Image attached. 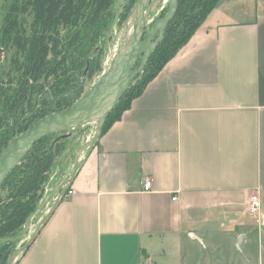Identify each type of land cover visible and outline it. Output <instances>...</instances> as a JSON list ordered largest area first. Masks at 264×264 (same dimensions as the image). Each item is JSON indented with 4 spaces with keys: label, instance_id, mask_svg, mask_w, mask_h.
Returning <instances> with one entry per match:
<instances>
[{
    "label": "crops",
    "instance_id": "0c3cea01",
    "mask_svg": "<svg viewBox=\"0 0 264 264\" xmlns=\"http://www.w3.org/2000/svg\"><path fill=\"white\" fill-rule=\"evenodd\" d=\"M81 160L15 264H264V0H219Z\"/></svg>",
    "mask_w": 264,
    "mask_h": 264
},
{
    "label": "trees",
    "instance_id": "16d2710c",
    "mask_svg": "<svg viewBox=\"0 0 264 264\" xmlns=\"http://www.w3.org/2000/svg\"><path fill=\"white\" fill-rule=\"evenodd\" d=\"M218 1L178 0L175 15L165 28L161 43L150 54L142 79L127 91L108 115L102 127V134L120 119L123 112L129 109L132 100L142 93L164 65L189 41L208 14L216 7ZM110 4L111 0L4 1L1 7L0 50L2 55L6 54V57L5 69L0 72V85H5L6 89L0 86V120L3 115L10 116L12 111L21 112L30 105V102H33L32 89L35 87L33 83L39 84L43 77L53 76L56 82L53 85L56 87L54 91L58 88V92L65 91L66 75L70 69L73 72V67L75 72H78L83 66L81 82L67 94L60 96L57 101L63 103L60 108L41 115L38 120L69 109L82 96L83 84L94 74L99 63L96 60L97 53L102 50L93 47V50L83 59L82 56L86 52L85 42L94 37L96 26L102 18H106ZM87 8H89L88 12H86ZM127 12L124 13L123 19ZM85 24L87 27H81ZM68 55L70 58L66 59ZM70 97H72L71 100ZM20 114L23 115V113ZM37 121L23 124L20 130L17 127L18 134L26 131ZM12 125H15L14 120ZM44 138L38 140L20 161L22 162L28 155L35 152L26 180L19 181L15 191L7 193L5 199L0 198V264L7 262L14 238L35 212L41 199L39 187L44 167L39 164L46 159L47 154L42 152V150L45 151L42 146L37 148V144ZM56 145L54 143L47 151L50 153ZM17 166L10 172L15 171ZM6 200L11 204L4 203ZM7 206L8 213L3 216V208Z\"/></svg>",
    "mask_w": 264,
    "mask_h": 264
},
{
    "label": "rangeland",
    "instance_id": "374dc122",
    "mask_svg": "<svg viewBox=\"0 0 264 264\" xmlns=\"http://www.w3.org/2000/svg\"><path fill=\"white\" fill-rule=\"evenodd\" d=\"M4 1L5 0L2 1L1 7L4 4ZM137 1L138 0H111V4L106 12V18H102L101 21L98 20L99 22L96 26L94 37L92 39H87V42H85L86 52L82 56L83 59L93 50V47H96L98 49L101 48L102 50L97 53L96 60L99 63L94 74L91 77L87 78L83 84V88L81 89L82 95L108 69L116 54L121 53V50H123L126 46L127 41L132 33L134 16L133 8ZM151 1L153 0H150V2ZM88 11L89 8L86 9V12ZM166 11V1L160 2L153 6V9L148 16V24L146 26L144 36L148 32L149 25L152 24L155 20L159 19L161 16L165 15ZM125 12H127V15L123 19ZM121 19L123 20L120 23ZM81 27L85 28L87 27V25L85 24ZM5 57L6 54H3L0 58V72L1 70L5 69ZM69 58L70 56L68 55L66 59ZM140 61L141 57H139L137 60V67L140 64ZM145 67L142 73L132 81V83L130 84V88H132V86H134L142 79ZM82 68L83 66H81L78 72H75L74 67L73 72H71V69L68 71V75H66L67 87L63 92H58L59 88L57 89V91H54L56 87L53 85L56 84V82L54 81L53 76L43 77L42 79H40L39 84L33 83V85L35 86L32 89L33 102H30V105L25 107L21 112L12 111L10 116L3 115L2 119L0 120V153L15 137L19 135L18 128L20 130L23 124H26L27 122L33 123V121H37L41 115L51 113L52 111L60 108L63 105L61 101H59V103L57 102L58 99H60L61 95L67 94L69 91H71V89L77 83L81 82ZM0 86L3 89H6L5 85ZM71 99L72 97H70V100ZM20 113H23V115H21ZM13 120L15 125H12ZM95 130L96 123L92 122L84 127H78L74 130L52 134L51 136L44 138L37 144V148L42 146L45 150H42V152H45L44 154H47L46 159L39 164V166L44 167V173L43 177L41 178L42 180H40L41 184L39 187L41 199L37 204L35 212L29 217L30 220L28 221L26 233L23 234V227V229L17 234L18 239H15L14 243L11 245L10 249L12 250L8 255V259L5 264L8 263L9 257L14 253V251L18 248H21L29 240L36 227L39 226L41 221L44 219V216L48 213L52 205L55 203L56 199L58 198L57 194H59V192L65 188L69 180V174L76 158L81 160L85 156L88 150L86 144L92 140ZM54 143L57 145L55 146V149H53L49 153V151L47 150ZM34 154L35 152L28 155L22 162L18 164L15 171L8 174L0 187V198L5 199L7 193L10 194V192L12 193L15 191V186L19 181L26 180V175L30 171V166L34 161ZM4 203L11 204L7 200L4 201ZM8 210V206L7 208H3L2 215L5 216L8 213ZM234 254H240L235 246ZM166 259V262L168 261V264H179L175 261V258L173 259V256H169ZM148 264L156 263L152 262ZM183 264L192 263L184 261ZM198 264H207V261L202 260Z\"/></svg>",
    "mask_w": 264,
    "mask_h": 264
},
{
    "label": "water",
    "instance_id": "95a60500",
    "mask_svg": "<svg viewBox=\"0 0 264 264\" xmlns=\"http://www.w3.org/2000/svg\"><path fill=\"white\" fill-rule=\"evenodd\" d=\"M166 1L167 11L165 15L149 25L148 32L145 34L148 24V16L153 6ZM178 0H138L134 5V16L132 33L126 46L121 53L116 54L108 69L99 79L90 86L83 95L67 110L56 112L38 120L26 131L15 137L0 153V186L4 182L7 174L13 170L22 158L30 151L33 145L40 139L56 134L84 127L92 122L96 123V130L93 138L86 144L87 154L94 148L101 137L102 127L113 111L117 103L130 88L132 81L142 73L146 66L150 54L161 43L165 28L173 19ZM143 39L142 42H140ZM119 51V50H118ZM2 50H0V58ZM141 57L139 66L133 70L138 58ZM82 164V160L76 158L69 174V180L48 211L46 217L39 224L34 234L29 240L9 257L7 264H15L17 259L30 247L38 236L42 226L47 222L55 208L67 193L75 173ZM26 221L23 234L26 233L28 221ZM18 239L17 238H14Z\"/></svg>",
    "mask_w": 264,
    "mask_h": 264
},
{
    "label": "built area",
    "instance_id": "2783aa9c",
    "mask_svg": "<svg viewBox=\"0 0 264 264\" xmlns=\"http://www.w3.org/2000/svg\"><path fill=\"white\" fill-rule=\"evenodd\" d=\"M143 191L150 192L152 189V182L150 179H145L143 182ZM68 194H71V190L68 191ZM175 199V198H174ZM260 199L258 195H250L244 202L245 212L251 217H256L260 209Z\"/></svg>",
    "mask_w": 264,
    "mask_h": 264
},
{
    "label": "flooded vegetation",
    "instance_id": "af4514ba",
    "mask_svg": "<svg viewBox=\"0 0 264 264\" xmlns=\"http://www.w3.org/2000/svg\"><path fill=\"white\" fill-rule=\"evenodd\" d=\"M149 2H150V0H149ZM142 41H143V39H142L140 42H142ZM136 67H137V66L135 65V66L133 67V70L136 69Z\"/></svg>",
    "mask_w": 264,
    "mask_h": 264
}]
</instances>
